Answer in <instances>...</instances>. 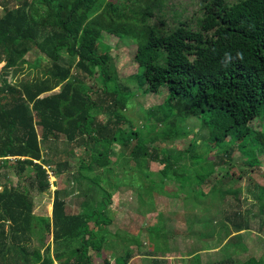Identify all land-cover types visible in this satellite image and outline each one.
<instances>
[{"label": "trees", "instance_id": "16d2710c", "mask_svg": "<svg viewBox=\"0 0 264 264\" xmlns=\"http://www.w3.org/2000/svg\"><path fill=\"white\" fill-rule=\"evenodd\" d=\"M99 1L23 0L14 7L9 6L10 0L1 2L0 264H94L92 252H103L102 212L68 213L66 191L56 190L52 218H41L34 214L32 197L33 190L50 192L46 167L56 161L59 173L70 169L66 166L75 148L81 149L82 169L97 170L112 163L110 154L115 152L110 148L99 151L95 144L117 140L129 96L119 85L113 87L119 78L110 47L99 44L104 38V30L95 26L99 13L137 42L134 62L145 92L157 94L166 89L167 104L182 119L200 112L209 114L207 124L214 133L208 145L217 151L210 153L215 168L233 161L234 145L219 153L229 135L242 139L239 149L244 151L253 137L252 145L260 147L255 151L264 154V135L254 137L248 127L264 110V0H199L202 16L196 28L191 20L179 19L173 28L167 26L161 15L164 0H141L144 7L133 6V0L108 1L100 7ZM61 10L67 14L65 21L59 18ZM155 18L159 25H151ZM136 29L139 35L134 34ZM34 49L50 61V67L33 79H17ZM97 79L104 88L94 91L91 83ZM95 111L99 114L94 115ZM102 114L109 118L101 120ZM158 123L162 124L161 120ZM134 136L132 133L129 139ZM61 139V148H54ZM189 148L188 153H196L192 144ZM126 150L130 151L129 161L135 163V173L124 183L138 188L141 203L142 194H163L168 184H174V194H196L197 200L214 195L225 203L227 197L241 194L233 175L216 174L184 183L171 158H164L158 150H143L139 143ZM87 157L94 166L85 162ZM153 162L164 167L157 175L159 183L151 179L156 174L150 171ZM14 178L29 179L30 187L14 182ZM90 178L86 194H95ZM244 218L237 210L225 213L227 238L245 230L244 223L248 227ZM152 231L153 253L166 252L157 238L162 229ZM50 236L54 247L76 246L52 254L51 245L45 243ZM34 239L45 246L43 252L42 247L34 246ZM126 248L115 264H131L134 252ZM217 264L238 262L229 258Z\"/></svg>", "mask_w": 264, "mask_h": 264}, {"label": "rangeland", "instance_id": "374dc122", "mask_svg": "<svg viewBox=\"0 0 264 264\" xmlns=\"http://www.w3.org/2000/svg\"><path fill=\"white\" fill-rule=\"evenodd\" d=\"M3 1L4 0H0V14L4 13L2 10L3 5L1 4ZM10 1L9 6L14 7L18 6L20 1L23 0ZM29 1L37 3L36 0ZM108 1L113 4H120L122 2V0H100L98 6L104 7L105 3ZM226 1L228 3H233L235 0ZM199 2V0H164V7L161 15L164 17L166 25L173 28L178 24V19L181 21L191 20L192 24L196 28L198 18L202 16V13L198 10ZM132 5L135 7H144L141 0H133ZM59 18L60 20H66L67 14L64 10H61ZM94 20L96 22L95 26L104 30V38L99 42V44L101 46L110 47V53L112 54L118 73V82L113 84V87L119 85L126 95L129 96V98L124 102L126 109L122 112L124 122L118 131L119 137H116L117 140L97 143L95 144V147L99 146V151L103 152H105V149H112V151H114L117 155L116 157L110 154L112 162H115L114 160L116 158L122 156V158L117 162H122L123 164L121 167L130 168L134 173L135 163L131 160L128 162L127 159H125H129L130 154V151H127L126 148L131 149L139 143L143 150H147V148L150 147L151 151L152 149L158 150L164 158L170 157L173 162L172 165H174V167L181 172L180 178L184 183L197 178L207 177V179H210L216 174L218 176L233 175L238 182L241 195L229 196L228 200L235 205L236 199L241 197L243 198L244 207H242V211L248 219L249 229L254 231V233H251L253 239L249 241V253L246 254L242 252L237 256L240 264H256L259 260V256L264 253V154H259L258 150L257 152L255 151V148L259 149L260 147L252 145V137L249 145L250 148L248 147L245 151L240 150V146L244 144L242 139L236 140L234 137L229 135L228 142L226 141L220 146L219 153L222 154L224 151L229 150V147L232 148L234 145L236 151L233 153V161L227 163V165L217 166L215 168L211 161L213 160L214 155L210 153L217 154V151L215 152V150H210L211 147L208 145L211 132L213 131L214 133V130H211V126L207 124L209 114L200 112L195 117L182 119V117L177 115L178 112L175 108L170 103L167 104L169 94L166 89H163L162 92L157 94L145 92L146 86L142 85V80L139 77L140 69L134 62V57L137 51V42L133 39V36L128 34L119 25L107 20L101 13H99ZM159 21L160 20L158 18H155L152 19L150 23L151 25H159ZM134 34L139 35V30H134ZM26 59L28 61V65H26L22 74L17 76V79L19 80H22L24 77L25 79H33V77L39 76V74L43 73V71L48 69L51 65L50 61L37 49L31 51L27 55ZM2 67L3 64H0V71ZM8 80L12 81V78L8 77ZM12 82H15V79ZM91 85H93L94 91H99L102 87L104 88V85L99 79H97V82L93 81ZM57 90L59 91V88ZM93 114L95 115L99 113L95 111ZM107 118H109L107 114H102L100 116L101 120H107ZM158 120H161L162 124H159ZM248 127L254 137H259V135L262 137V135H264V110H262L260 116L255 118ZM132 133H135L137 136H134L135 139L131 141L129 137H131ZM173 137L176 138L174 139ZM247 138L248 137H246V139ZM201 143L202 146H200ZM190 144L196 148V153H188L187 150L191 149L189 148ZM124 145L126 146L125 149H123ZM80 152V150L77 151V153L74 152L77 158L80 155ZM197 152H199V154ZM204 152L207 153V157ZM88 159V162L86 161L87 164L91 163V165H93L90 158ZM46 169L49 175L52 174L50 173L51 171L54 173L57 172V168L54 167H46ZM116 170L117 172L122 171L121 168ZM163 170L164 167L159 163H151L150 171L156 173L151 179L159 183L157 175L159 174L158 172H162ZM131 175L132 173L129 172L127 177H130ZM54 177V174H52V176L50 175V182L52 185L55 182ZM95 177L96 176L90 178L93 183L91 184V188L93 190H96L101 194H109L108 192H113L112 188L106 184L104 185L103 191L108 192L105 193L101 191L99 185L102 184L95 180ZM17 181L30 187L29 179L23 178L20 180L19 178H14V182ZM74 181V183L80 182L79 180ZM110 181L113 182L112 184L116 185V187H120L119 192H114L113 194H137L139 200L137 205L136 197H133V199L128 202L131 206L132 204H135L133 206L134 208L143 210L141 204L142 200L140 201L138 194V188L132 187L129 183L126 184L123 181L118 182V179L114 176L110 178ZM161 185L165 187V185ZM84 186L85 191L86 189H90L89 185L85 184H79L78 189ZM76 187L77 186L74 185V187H72V191L69 189L67 190L71 194H76ZM204 188L209 189L207 186ZM52 189L53 186H51V190ZM194 189L196 190V186H194ZM175 191L176 189L174 184H168V187L165 188L163 194H174ZM32 193V196L34 197L35 195L43 194H40L35 190H33ZM46 194L47 196L44 199L45 205L41 208L42 212H44L45 218L46 215L49 214V208L53 202L52 192L50 191ZM158 194L159 193L156 191L152 194V196H155L153 198L155 205L153 204L152 196L150 194L148 198H145V194H142L145 202L144 205L150 209L153 208L149 212L150 216L147 217V219L144 212H140V216H137L136 214L138 212H136V210L132 207L131 214H124L121 211L118 213L116 210L111 211V213H114L113 218L115 223L120 224L122 228L125 227V229H131V227L134 226L133 224L138 221H145L146 226L152 228L151 230H153V227L155 226L158 227L161 224V218L157 215V212L165 209L164 206L160 205L161 200L159 199L162 198H160ZM103 198L104 203L100 206L99 211H102L104 204H108V196L104 195ZM123 201L124 198L121 199V202ZM167 201H171V199L169 198ZM121 202L118 205V209H122L124 207ZM189 205L190 206L183 205V211H181L182 213L179 217H172V224L169 229L172 230L173 233L183 236L184 241L181 242L180 240L175 239V242H172L171 245L169 243V246L172 249L171 253H153L154 249L151 244H146L147 241H144V245H142L141 248L142 250L137 252L135 247L132 245H130V247L128 243L120 237L112 241L114 247L108 243L109 248L107 254H96L95 252H92L95 262L94 264H105V261L114 264V259H111L110 261V258L123 256L127 251V246L130 249L129 251L135 250L137 253V256L133 261L135 264L137 262H140V264H214L215 260L220 257L218 254H220L222 250L225 253L223 246L227 240L224 225L225 208L223 207V203L218 200V197H216V200L211 198L196 200V204ZM165 206L167 211L172 213L178 212L173 202L169 203L168 207L165 203ZM147 207L146 209H148ZM204 208H208V210H204ZM94 210H96V208H94ZM201 212L204 214V217H201ZM135 218L137 221H135ZM178 218L179 220H177ZM124 232L125 230L123 229L118 230L117 234L120 233L119 235L124 237ZM127 234L129 235L130 231H127ZM244 235L239 234L234 239H237L239 242H245L246 238H244ZM153 239V235L149 234V240L152 241ZM105 242L106 241L102 243L104 244ZM162 242V240L159 241L160 245H163ZM33 243L36 248L40 247L38 240L34 239ZM75 246L76 244L70 245V247L65 245H56L55 247L52 246L51 252L52 254H55L59 251H68ZM188 252L190 254L186 259L185 253ZM263 255L264 254H262L261 257ZM181 258H183V261L180 260ZM253 258H255L256 261ZM262 258V262L264 264V257ZM188 261L190 262L188 263ZM259 261H261V259Z\"/></svg>", "mask_w": 264, "mask_h": 264}, {"label": "crops", "instance_id": "0c3cea01", "mask_svg": "<svg viewBox=\"0 0 264 264\" xmlns=\"http://www.w3.org/2000/svg\"><path fill=\"white\" fill-rule=\"evenodd\" d=\"M59 91H60V88H59ZM59 91L56 90L55 92H59ZM62 141L63 140L61 139L59 144H55L53 147L54 148H61V146H59V145H61ZM44 151H45V153H47V152L49 153V150H47V151L44 150ZM74 151H75V153H77V151H79V149L75 148ZM80 151H81V149H80ZM81 156H82V153L80 152V155L78 156V158L75 155H73L72 159L70 158V161H69L68 165L66 166L70 169L64 170V172H61V173H59L58 170L56 173H54L53 171L50 172V173L54 174V176H55L54 177L55 182L53 185H51V186H53V189L50 190L52 192L53 201H54V193L56 190H58L60 192L61 191L64 192V190H65L67 194H64V198L66 201L68 213H72V214H83V213L92 214L93 212H97V214H99L101 212L103 213L101 215V220H102L103 224L100 227V231H101L100 233L103 235L102 241L103 242L106 241V242L103 244L104 249H103L102 254H107L109 245L113 246L112 241L115 240L116 238H120V237L122 238V240L124 239L128 243L129 246L132 245L133 247H135L137 252H140V250H142L141 248H142V245H144V241H147L146 244L147 245L151 244V246L153 247L154 243H155V234L151 230L152 228L146 226L145 221L144 222L138 221L137 223L133 224L134 226L131 227V229H129V228L125 229V227L122 228V226L120 224L115 223L114 218H113L114 213H111V211L116 210V211H118V213H120V211H121L124 214L125 213L131 214V208L135 204H132V206H131L128 201L133 199V197H136V201H137L136 205L138 204V201H139L137 194H113L114 192H119L120 187H116V185H113L112 184L113 182L110 181V178L112 176H114V177H116V179H118V182L119 181L125 182L128 173L133 172V170H131L130 168L121 167V165L123 164L122 162H117L122 158V156H119L118 158H116L114 160L115 162H112L111 164L107 165L106 167H103L102 169H97V170L82 169L81 166L84 164V162L82 161ZM114 156L117 157L116 153H114ZM86 161L88 162V159H85V162ZM127 161L129 162V159H127ZM47 167L56 168L57 167L56 161H54V163H52L51 165H49ZM119 168L122 169L121 172H117L116 169H119ZM52 174H50V175L52 176ZM93 176H96L95 180L99 181L102 184L101 186L103 189H104V185L106 184L110 188H112L113 192L103 191V189L100 187L101 191H103L105 193L108 192L109 194H101V193H98V191H96V190L94 192L96 194H86L87 191H85V189H84L85 186L78 189L79 184L87 185V183H89L88 178L93 177ZM74 180H79L80 182L74 183L75 182ZM64 184H66V185H64ZM74 185L77 186L76 190H75L76 194H71L70 192H68L67 189L72 191L73 190L72 187H74ZM104 195L108 196V204H107L106 208H105V204H104V208L102 209V211L101 210L99 211L100 206H102V204L104 203V198H103ZM150 195L152 196V194H150ZM158 195L160 198H162V199H159V200H161L160 205L164 206L165 209H162L159 212H157V215L160 216V218H161V224L158 227L163 229V234L161 233V235L157 236V238L159 239V241L160 240L163 241L162 242L163 248L165 250H167L166 252L171 253L172 249L169 246V243L171 245L172 242H175V239L180 240L181 242L184 241L183 236L175 234V233H173L172 230L169 229V228H171L170 225L172 224V217L175 216V218H176V217L180 216V214L182 213L181 211H183V205L190 206L189 204H196V200H197L196 194H158ZM207 195L208 194H204V196H207ZM46 196H47L46 193H43L41 195H35V197L32 196L33 200H34L33 201L34 202V214L37 217L45 218L44 212H42L41 208L43 207V205H45L44 199L46 198ZM148 196H149V194H145V198H148ZM154 197L155 196H152V200ZM122 198H124L123 202H121ZM139 198H140V196H139ZM169 198L171 199V201H167ZM208 198L216 200L214 195H211ZM201 200H205V199H201ZM120 202L122 205H124V207L122 209L121 208L118 209V205L120 204ZM171 202L174 203V206L176 207L178 212L172 213V212L166 210L165 203L167 204V207H168L169 203H171ZM198 202H203V201H198ZM220 202L223 203L222 200H220ZM144 203L145 202L141 203L143 210H140V209H137L134 207L133 208L136 210V212H138L136 214L137 216H140V214H141L140 212H144L145 217L147 219V217L150 216L149 212L153 208H151V209L148 208L147 206L144 205ZM153 204L155 205L154 200H153ZM146 207L148 209H146ZM223 207L225 208V213L226 212L234 213L237 210V211H240V213H242V215L247 219L245 213L242 211V207H244L242 197L235 200V205H233L228 200V197H227L225 203H223ZM94 208H96V210H94ZM204 210H208V208H204ZM89 211H92V212H89ZM48 213L49 214L46 215V218H52L53 202L49 208ZM133 215H135V214H133ZM201 217H204L203 213H202ZM224 217H225V214H224ZM141 218H142V216H141ZM177 220H179V218ZM135 221H137L136 218H135ZM247 222H248V219H247ZM225 223H226V227H228L229 222L225 220ZM244 224H245L244 225L245 230H243L241 232H234L227 238L226 243L223 246V249H225V253L222 250V252L220 254H218L220 257L218 256L219 258L215 260L214 264L219 263L220 260H228L229 258L233 259L234 261L238 262V264H240V261H239L237 255H239L242 252H244L246 254L249 253L248 252L249 251V241H251L253 239V237L251 236V233H254V231L250 230L249 227L246 226V223H244ZM158 227L155 226V227H153V229L158 228ZM40 229H42V227H40ZM122 229L125 230L124 237L119 235L120 233L117 234L118 230H122ZM127 231H130L129 235L127 234ZM149 234L153 235L154 239L152 241L149 240ZM239 234H241V235L246 234V235H244V238H246L245 242H239L237 239H234ZM117 235H118V237H117ZM255 235H259V234H255ZM45 243L47 245L50 244L51 247L54 246L53 241H52V236H50V238L46 239ZM108 243H109V245H108ZM39 244H40V247H42V243L39 242ZM44 248H45V246L42 247V252H43ZM133 251H135V250H133ZM210 252H216V251H210ZM189 254H190L189 252L185 253L186 259L188 258ZM262 254H264V253H262ZM134 255H135L134 256V258H135L137 256L136 251L134 252ZM253 255H255V254H253ZM261 255L259 256V260L261 259V261H263L262 257H264V255L262 257H261ZM134 258L131 260V264L134 263L133 262ZM111 259H114L113 261L115 264L116 258H110V261H111ZM253 259L255 260V258H253ZM180 260L183 261V258H181ZM195 260H196V257H195ZM197 260H198V257H197ZM189 262L190 261H188V263ZM136 264H140V262H137Z\"/></svg>", "mask_w": 264, "mask_h": 264}]
</instances>
